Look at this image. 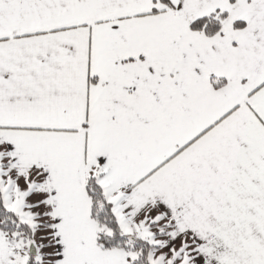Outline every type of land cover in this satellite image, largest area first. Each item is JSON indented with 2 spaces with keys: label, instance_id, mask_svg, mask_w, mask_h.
<instances>
[{
  "label": "snow or ice",
  "instance_id": "obj_1",
  "mask_svg": "<svg viewBox=\"0 0 264 264\" xmlns=\"http://www.w3.org/2000/svg\"><path fill=\"white\" fill-rule=\"evenodd\" d=\"M0 264H264V0H0Z\"/></svg>",
  "mask_w": 264,
  "mask_h": 264
}]
</instances>
